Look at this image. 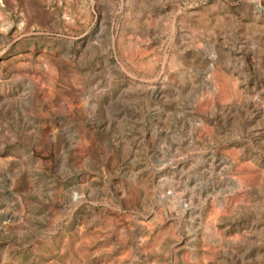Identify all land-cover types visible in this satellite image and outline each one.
Listing matches in <instances>:
<instances>
[{
    "label": "rangeland",
    "instance_id": "374dc122",
    "mask_svg": "<svg viewBox=\"0 0 264 264\" xmlns=\"http://www.w3.org/2000/svg\"><path fill=\"white\" fill-rule=\"evenodd\" d=\"M0 264H264V0H0Z\"/></svg>",
    "mask_w": 264,
    "mask_h": 264
},
{
    "label": "bare ground",
    "instance_id": "6f19581e",
    "mask_svg": "<svg viewBox=\"0 0 264 264\" xmlns=\"http://www.w3.org/2000/svg\"><path fill=\"white\" fill-rule=\"evenodd\" d=\"M256 3V2H255ZM256 8V7H255ZM256 10H257V8H256Z\"/></svg>",
    "mask_w": 264,
    "mask_h": 264
}]
</instances>
